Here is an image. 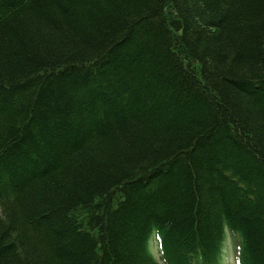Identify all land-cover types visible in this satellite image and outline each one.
<instances>
[{"label":"trees","instance_id":"1","mask_svg":"<svg viewBox=\"0 0 264 264\" xmlns=\"http://www.w3.org/2000/svg\"><path fill=\"white\" fill-rule=\"evenodd\" d=\"M225 229L264 264V0H0V264H221Z\"/></svg>","mask_w":264,"mask_h":264},{"label":"rangeland","instance_id":"2","mask_svg":"<svg viewBox=\"0 0 264 264\" xmlns=\"http://www.w3.org/2000/svg\"><path fill=\"white\" fill-rule=\"evenodd\" d=\"M151 250L152 252L158 256L156 252V245L153 244L151 241ZM235 240L230 235L228 229H225V240L223 241L222 245V253H221V264H235Z\"/></svg>","mask_w":264,"mask_h":264}]
</instances>
